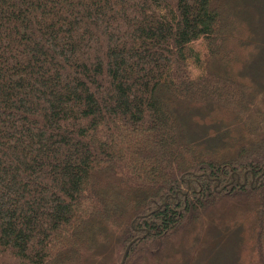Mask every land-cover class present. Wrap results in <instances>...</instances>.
I'll list each match as a JSON object with an SVG mask.
<instances>
[{"label":"trees","instance_id":"obj_1","mask_svg":"<svg viewBox=\"0 0 264 264\" xmlns=\"http://www.w3.org/2000/svg\"><path fill=\"white\" fill-rule=\"evenodd\" d=\"M243 1L0 0V264H78L115 231L130 250L225 192L258 196L264 264Z\"/></svg>","mask_w":264,"mask_h":264},{"label":"rangeland","instance_id":"obj_2","mask_svg":"<svg viewBox=\"0 0 264 264\" xmlns=\"http://www.w3.org/2000/svg\"><path fill=\"white\" fill-rule=\"evenodd\" d=\"M240 8L239 15L250 10L251 17L259 19L264 37V0H244ZM195 50L204 57V47L197 44ZM256 53L243 57L238 74L246 81L247 77L254 80L253 86L264 99V64ZM258 204L255 194L225 192L209 198L203 209L192 211L175 231L128 249L123 264H262L255 235ZM102 242L84 251L78 264H120L128 241L122 244L115 231Z\"/></svg>","mask_w":264,"mask_h":264},{"label":"water","instance_id":"obj_3","mask_svg":"<svg viewBox=\"0 0 264 264\" xmlns=\"http://www.w3.org/2000/svg\"><path fill=\"white\" fill-rule=\"evenodd\" d=\"M131 243H132V242H130V243L127 245V247L125 248L124 253H123V256H122V260H121V263H120V264H123L124 259H125L126 255H127V251H128V249H129Z\"/></svg>","mask_w":264,"mask_h":264}]
</instances>
